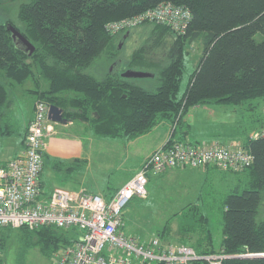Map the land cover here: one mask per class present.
Wrapping results in <instances>:
<instances>
[{"label": "trees", "instance_id": "1", "mask_svg": "<svg viewBox=\"0 0 264 264\" xmlns=\"http://www.w3.org/2000/svg\"><path fill=\"white\" fill-rule=\"evenodd\" d=\"M167 3L189 11L184 30L145 19L138 24L151 23V33L134 48L124 68L112 67L103 77L88 70L103 53L112 54L115 65L121 60L117 58L119 36L132 26L114 31L109 26L112 22ZM19 16L23 26L11 19L0 21V69L9 78L8 84L0 81V136L14 132L6 119L10 87L29 78L36 86L31 91L61 106L68 120L85 121L100 136L126 140L166 121L172 128L169 141H189L191 125L184 117L189 105L240 104L248 98L264 97V0H30L20 5ZM8 22L35 45L31 54L15 44ZM196 40L202 41L203 50L179 94L186 46ZM135 67L152 71L157 76L155 87L122 75L125 69ZM27 125L22 134L24 146ZM239 143L253 154V161L234 171L239 183L222 192L220 242H215L208 215L198 203L190 207L193 220L182 223L176 235L199 253H247L227 257L221 264H264V217H257L264 188V135L244 131ZM74 160L71 171L79 167V157ZM51 163L61 166L63 162L53 158ZM209 167L216 166L200 168ZM78 232L75 226L55 224L1 226L0 264H6L2 252L14 233L21 245L37 243L51 255L71 244ZM170 232L171 225L166 222L158 234L170 239Z\"/></svg>", "mask_w": 264, "mask_h": 264}, {"label": "rangeland", "instance_id": "2", "mask_svg": "<svg viewBox=\"0 0 264 264\" xmlns=\"http://www.w3.org/2000/svg\"><path fill=\"white\" fill-rule=\"evenodd\" d=\"M27 1L30 0H0V21L11 19L17 25L23 26L19 10L20 5ZM151 28V23L136 24L128 30L125 36L123 35L124 32L120 33V50L117 54V58H121L119 63L117 65L113 63L114 56L112 54L103 53L88 67V70L99 77H103L112 67L121 70L127 64L134 48L147 40ZM258 37H260L259 34ZM186 48L188 49V52L185 53L186 68L181 77L179 94H182L185 90L202 53V41H193L187 44ZM133 79L150 88L155 87L157 84V76H136ZM0 81L6 84L9 83V78L1 69ZM34 83V80L29 78L24 83H15L10 87V101L7 106L6 119L12 124L14 132L10 135L0 136V157L13 155L14 150L17 148L16 137L23 134L24 125L28 117L33 114L35 102L38 99H44L38 98L31 91V89L36 88ZM263 107L264 97L262 96L248 98L240 104L219 102L191 104L184 113L185 119L191 125L187 139L201 143L211 141L239 143L244 131L252 133L264 127V123L259 127H255L259 125L258 120L262 119ZM163 125L167 128V136L170 135L172 128L169 122L167 124H157L156 127L154 126V131H162ZM82 127V125L76 123L66 127L53 122V131L48 136L53 138L55 142L60 141V137L74 139L77 136L83 140L88 131ZM142 139L133 143L131 150L128 151L129 153L124 154V151L115 149L116 144L118 146V143L123 142V138L96 134L95 139L88 142L91 145L92 154L89 173L75 168L73 174L81 182L85 178L86 185L91 188V191L111 194L122 180L130 178L135 170L142 166L145 159L139 166L142 159L141 155L153 148L151 138L145 136ZM47 150L49 151V145ZM121 151L122 153H120ZM53 158L56 157L49 155L46 158L45 172H49L44 175V178L48 180L49 177L50 182L46 181L44 189L48 192L54 186L66 187L65 180L58 181L62 179L61 176L54 177L51 175L52 173L54 175L60 174V171L52 166L51 159ZM71 164L68 166L70 167ZM236 174L237 172L218 167L200 168L189 165L174 166L157 174H148V194L145 197L134 195L123 208L125 220L123 229L125 233L148 239L158 234L165 223L169 222L171 225L170 239L182 242L176 234L182 223L193 220L194 210L190 209L195 203H198L200 209L208 215L215 242L219 243L222 235V210L219 204L222 195L239 183ZM240 183H243V181ZM262 193L263 197L259 206L258 218L264 217V188ZM59 249H56L55 252ZM54 253L51 255L45 254L37 243L23 246L19 243L16 233H14L10 238L8 248L4 249L2 255H4L6 264H55Z\"/></svg>", "mask_w": 264, "mask_h": 264}, {"label": "built area", "instance_id": "3", "mask_svg": "<svg viewBox=\"0 0 264 264\" xmlns=\"http://www.w3.org/2000/svg\"><path fill=\"white\" fill-rule=\"evenodd\" d=\"M188 16L189 11L167 3L114 21L109 26L115 31L150 19L167 22L181 31ZM50 105L45 99L35 102L34 115L27 125L25 146L16 155L0 160V227L75 226L79 230L78 237L54 253L55 264H221L227 257L247 255L224 250L199 253L190 244L159 234L142 239L125 233L123 208L134 195L145 197L148 194L150 173L183 165H212L238 171L253 161V154L248 149L240 143L169 141L168 138L109 197L85 186L77 189L54 186L46 194L41 173L47 136L53 131ZM259 134L264 135V127L251 133L252 136Z\"/></svg>", "mask_w": 264, "mask_h": 264}, {"label": "crops", "instance_id": "4", "mask_svg": "<svg viewBox=\"0 0 264 264\" xmlns=\"http://www.w3.org/2000/svg\"><path fill=\"white\" fill-rule=\"evenodd\" d=\"M33 115H34V111H33V114L30 115V117H28V119H27V121L25 123V126L29 123V121L31 120ZM75 123L82 125L83 126L82 128L84 130L88 131V134L86 135L85 139L81 140L77 136H75L76 138H74V139H68L66 137H60V139H59L60 141L55 142V141H53V138H51L50 136H48V138H47V142H48V145H49V151L47 150L48 149V145H47V149L45 150L46 153L44 155V167H43V170H42V173H41L42 188H43V190H44V192L46 194H48L50 192V191L48 192V190L44 189V185H45L46 181L50 182L49 181V177H48V180H46L44 178V175L49 172V171L45 172L46 158L49 155H51L53 157H56V159H62L63 163H61V166H60V164L52 165L54 169H57L58 171H60V174H58V175H54L53 173L51 174L54 177L61 176L62 179H59L58 181H60V180L64 181L65 180L66 181V187L67 188H71V189H77V188H79L82 185L86 186L88 189H91L90 187H88L86 185L87 182H86V180H84L85 178L82 180V182H81V180H78L77 177L73 174V173H75V171L74 170L71 171V169L69 168L68 165H69V163L71 164V163L75 162V160H73L74 158L79 157L80 160L77 163V164H79V167L77 169L79 171H84L85 173H89V168L91 166L92 154H91V145L88 142L93 141L95 139V137H96V134L93 131H91L87 127L86 122L82 121V120H68L65 123H63V122H57L56 123L55 122V124H60L62 126H66V127L74 125ZM257 123L259 124V126L262 123H264L263 117H262V119L258 120ZM160 124H167V122L163 121ZM156 126H157V124L155 125V127ZM155 127H153L150 131L137 136L136 138H132V139H129V140L123 139V142L122 143H118V146L116 144L115 149L118 150V151L122 150V151H124V154H128L129 153L128 151L131 150V146H132L133 143H136L137 141H140V139L143 140L142 138H145V136H148L149 138H151V140L153 141V148L149 152L141 155L142 159L140 160V164H139V166H140L142 161L154 149H156L157 147L162 145L165 142V140L168 139V137H169V135L167 136V128H166L165 125H163L162 131L155 132L154 131ZM22 139H23L22 135L17 136L16 137L17 148L14 150L13 155H11V156H9V155L2 156V157H0V160H7L8 158H10V157L16 155L18 152H20L22 150V148L24 147V142H22ZM122 151L120 153H122ZM125 181H126V179L122 180V182H120L114 188V191L111 192V194L106 192V193H104V195L107 196V197L111 196L116 191V189L118 187H120V185L122 183H124ZM52 187L53 186L51 185V188Z\"/></svg>", "mask_w": 264, "mask_h": 264}, {"label": "water", "instance_id": "5", "mask_svg": "<svg viewBox=\"0 0 264 264\" xmlns=\"http://www.w3.org/2000/svg\"><path fill=\"white\" fill-rule=\"evenodd\" d=\"M7 28L11 31V35L15 44L28 51L29 54L35 49V45L12 23H7ZM123 76H153V72L145 69L127 68L122 72ZM49 117L55 122H67L68 118L63 115V108L55 103H51L49 109Z\"/></svg>", "mask_w": 264, "mask_h": 264}, {"label": "flooded vegetation", "instance_id": "6", "mask_svg": "<svg viewBox=\"0 0 264 264\" xmlns=\"http://www.w3.org/2000/svg\"><path fill=\"white\" fill-rule=\"evenodd\" d=\"M128 30H129V29L123 30V31H121V33L124 32L123 35L125 36V34H127Z\"/></svg>", "mask_w": 264, "mask_h": 264}]
</instances>
